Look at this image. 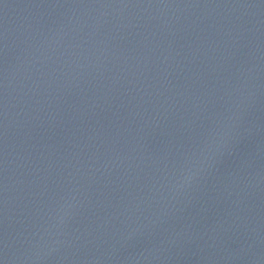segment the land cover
Instances as JSON below:
<instances>
[{
  "label": "water",
  "instance_id": "95a60500",
  "mask_svg": "<svg viewBox=\"0 0 264 264\" xmlns=\"http://www.w3.org/2000/svg\"><path fill=\"white\" fill-rule=\"evenodd\" d=\"M0 264H264V0H0Z\"/></svg>",
  "mask_w": 264,
  "mask_h": 264
}]
</instances>
